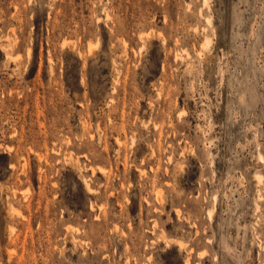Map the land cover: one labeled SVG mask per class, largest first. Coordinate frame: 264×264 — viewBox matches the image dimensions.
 I'll return each mask as SVG.
<instances>
[{
  "label": "rangeland",
  "instance_id": "rangeland-1",
  "mask_svg": "<svg viewBox=\"0 0 264 264\" xmlns=\"http://www.w3.org/2000/svg\"><path fill=\"white\" fill-rule=\"evenodd\" d=\"M0 264H264V0H0Z\"/></svg>",
  "mask_w": 264,
  "mask_h": 264
}]
</instances>
